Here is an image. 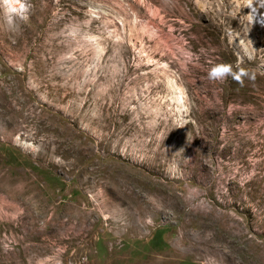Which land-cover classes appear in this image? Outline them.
I'll use <instances>...</instances> for the list:
<instances>
[{
	"label": "rangeland",
	"instance_id": "374dc122",
	"mask_svg": "<svg viewBox=\"0 0 264 264\" xmlns=\"http://www.w3.org/2000/svg\"><path fill=\"white\" fill-rule=\"evenodd\" d=\"M0 29V264H264V0H0Z\"/></svg>",
	"mask_w": 264,
	"mask_h": 264
},
{
	"label": "clouds",
	"instance_id": "9594fccd",
	"mask_svg": "<svg viewBox=\"0 0 264 264\" xmlns=\"http://www.w3.org/2000/svg\"><path fill=\"white\" fill-rule=\"evenodd\" d=\"M4 2L11 5L13 2L20 3V0H4ZM9 11H16V9L10 7ZM229 77L241 86L244 84V78L255 79L254 75H250L249 71L241 67L239 63L233 65L226 61L214 64L208 72V78L213 81H224Z\"/></svg>",
	"mask_w": 264,
	"mask_h": 264
},
{
	"label": "bare ground",
	"instance_id": "6f19581e",
	"mask_svg": "<svg viewBox=\"0 0 264 264\" xmlns=\"http://www.w3.org/2000/svg\"><path fill=\"white\" fill-rule=\"evenodd\" d=\"M0 32H1V29H0Z\"/></svg>",
	"mask_w": 264,
	"mask_h": 264
}]
</instances>
